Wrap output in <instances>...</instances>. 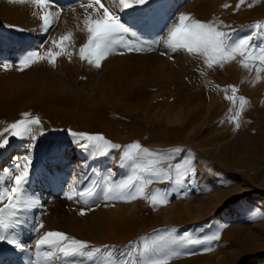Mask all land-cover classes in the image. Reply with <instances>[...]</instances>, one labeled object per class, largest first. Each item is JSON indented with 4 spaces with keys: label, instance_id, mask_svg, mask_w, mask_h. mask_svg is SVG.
Returning a JSON list of instances; mask_svg holds the SVG:
<instances>
[{
    "label": "rangeland",
    "instance_id": "rangeland-1",
    "mask_svg": "<svg viewBox=\"0 0 264 264\" xmlns=\"http://www.w3.org/2000/svg\"><path fill=\"white\" fill-rule=\"evenodd\" d=\"M102 2L117 11L121 21L137 33L135 37L126 36L125 42L136 43L137 47L143 41L157 42L131 52L118 46L112 57L140 58L145 65L150 63L147 65L152 70H161L165 75L170 72L163 80L166 91H159L155 84L141 93L135 87L122 90L115 102L110 101L100 95L101 74L95 82L86 78L87 94L95 97L93 104H84L80 85L88 69L78 64V50L87 41V31L83 24L85 9L79 0H55L53 5L43 6L32 0H0V142L9 138L6 147L0 149V186L11 187L3 171L10 168L17 174L13 170L17 158L23 163L22 158L30 155L32 166L27 188L35 202L34 207L20 214L23 223L13 230L17 240L29 246L31 259L25 256L24 248L22 252L14 244L0 241V264H72L73 258L65 260L58 253L49 256L47 247L36 251L33 245L48 231L64 232L93 247L113 245L118 250H124L129 242L159 234L164 238L160 241L161 255L172 249L193 253L174 257L168 264H264V65L258 59L248 60L250 68L245 69L237 56L233 61L208 68L201 58L183 51L173 52L166 46L167 34L178 23L180 14L214 22L220 30L233 32L234 39L255 32L254 41L260 44L264 42V0H244L243 4L240 0H147L145 5L123 11L118 0ZM48 12L55 23L44 31L42 16ZM34 16L37 21L25 28L23 19ZM93 18L98 17L93 14ZM69 32L71 40L64 42V53L56 58L54 66L45 59L20 70L19 61L31 52L39 50L44 56L49 49L59 52L60 48L52 41ZM24 34L31 37L22 39L17 46L6 45ZM257 68L261 70L257 72ZM232 86L237 89L235 103L225 98L233 95ZM239 97L247 101L243 110ZM141 104L149 105L148 111L156 113L154 121L130 112V106ZM238 111L240 127L236 129L237 121L230 117ZM24 113L30 115L24 117ZM35 117L41 121L40 125L32 126L35 140L4 131L18 120ZM73 133L101 134L120 145L139 142L144 148L171 156V164L190 160L194 174L180 185L160 181L148 185L145 189L148 194L157 188L168 193L169 202L155 208L142 198L130 202L104 201L101 193L104 182L100 181L97 192L101 195L89 199L87 205L102 210L101 218L95 220L97 225L105 223L101 232H73L67 225L47 230L44 223L48 218L55 219L60 214L55 206L57 195L51 188L63 174L71 184L69 195L74 197L64 199L67 215L87 207L76 196L79 191L86 185H98L96 179L86 177L90 168L100 178V165L108 163L111 176L106 181L113 183L133 175L132 167L120 163L121 150H111L106 156L90 155L75 142L79 137ZM176 148L184 151L174 153ZM78 153L80 158H76ZM168 166V160L158 165L164 169ZM124 170L130 174L123 176ZM38 182L42 186L36 188ZM6 203V199L0 202V208ZM37 224H43V228L34 231ZM185 233L201 243L188 244ZM213 235L219 239L211 240ZM181 244L184 246L180 247ZM209 246L212 250L205 252L204 248ZM86 260L75 258L76 264H94Z\"/></svg>",
    "mask_w": 264,
    "mask_h": 264
},
{
    "label": "snow or ice",
    "instance_id": "snow-or-ice-1",
    "mask_svg": "<svg viewBox=\"0 0 264 264\" xmlns=\"http://www.w3.org/2000/svg\"><path fill=\"white\" fill-rule=\"evenodd\" d=\"M32 2L43 5H53L55 0H32ZM81 7L85 9V19L83 24L87 31V41L78 50L79 58L86 61L90 65L99 69L101 62L114 51L117 47H123L128 51L143 50V45L151 47L156 44L153 41H143L141 47H137L136 43L125 42L126 36L135 37L136 32L127 27L120 18L117 11L107 7L102 0H79ZM119 5H122L120 11L124 9H135V5H145L147 0H118ZM244 0H240L243 4ZM240 4H237L239 9ZM228 7V5H225ZM88 9H92L91 12ZM62 10V9H60ZM96 14L98 18H93ZM51 12L45 13L42 16L44 31H48L54 27V20H50ZM59 17V10L56 13V19ZM226 27V26H225ZM255 27H261L257 25ZM256 33L253 32L242 38H233V32L220 30V27L214 22H202L192 18L188 14H180L178 23L174 24L169 30L166 38V46L173 52L183 51L190 56L199 57L203 63L212 68L214 65H222L223 63L233 61L240 57L239 63L245 69H249L248 60H259L261 65H264V42L260 44L253 43ZM72 33H68L59 37V40H53L52 43L60 48L59 52L48 50L47 55H41L39 50L29 53L19 61L24 67H29L34 63L48 60V63L55 65L56 58L64 53V42L70 41ZM165 55L166 53H161ZM70 56L71 53H68ZM4 68H8V64H4ZM261 69L257 68V72ZM237 89L232 86L233 95L227 96L226 99L235 103L237 97L235 95ZM240 101V109L243 110L247 103L244 97L238 98ZM28 117L30 114H22ZM240 112L230 119L237 121L235 128L240 127L239 121ZM39 117L32 119H21L9 125L5 132H10L11 136H19L21 138H30L35 140L32 135L34 125H40ZM79 139L75 142L79 144L82 150L87 151L90 155H108L111 150H121L120 163L122 166H130L133 168V175L120 183L106 181L101 188L102 199L123 200L130 202L138 198L145 199L153 208L168 203V193L159 188L146 193L145 189L148 185L155 181L169 182L172 184H183L185 180L190 179L194 174V169L191 168V161L177 162L171 164L172 159L166 153L156 152L142 147L139 142L120 145L107 140L101 134L89 133H73ZM84 141V142H81ZM9 143V138L5 137L0 142V149L6 147ZM183 149L176 148L174 153H180ZM21 163V158H17L13 165L14 174L8 171L11 187L0 186V202L7 200V203L0 208V241H6L9 244H14L16 247L23 250V245L16 238L15 227L22 224L20 214L35 206V202L28 195L27 186L30 183V170L32 166V158L30 155H25ZM168 160L169 166L167 169L160 168L158 165L161 161ZM187 165V166H186ZM175 173V176H173ZM96 184L86 185L76 196L83 199L87 204L89 199L101 195L97 192ZM68 199H74L72 195L67 196ZM98 204V201H94ZM90 210V209H89ZM80 215H85V209H81ZM43 228V224L33 226L34 231H39ZM188 244L201 243V241L191 238V234L185 233ZM164 238L157 234L150 238H143L141 241L129 242L124 250H118L113 245H103L99 247L90 246L87 241L69 237L66 233L60 231H48L44 233L37 241L36 248L42 246L47 247L50 251L49 256L54 253L61 254L65 260L72 259V264H76L75 258L80 257L94 262V264H168V261L181 254L191 255L193 253H181L176 249L160 254V241ZM211 240H218V235H213ZM184 245L181 244L180 247ZM211 247L204 248L205 252L211 251Z\"/></svg>",
    "mask_w": 264,
    "mask_h": 264
},
{
    "label": "bare ground",
    "instance_id": "bare-ground-1",
    "mask_svg": "<svg viewBox=\"0 0 264 264\" xmlns=\"http://www.w3.org/2000/svg\"><path fill=\"white\" fill-rule=\"evenodd\" d=\"M163 18V17H162ZM37 21V17L34 16V17H31L29 19H23V21L21 22L22 25L26 28L27 26L29 25H33L35 22ZM157 21V20H156ZM158 23V22H156ZM141 31V30H139ZM143 31V30H142ZM29 32V30H28ZM148 32V31H147ZM25 35V34H24ZM32 35V34H31ZM140 35V34H139ZM138 35V36H139ZM143 35H145L143 33ZM31 36H21L15 40H12L10 41L8 44H6L7 46H11V45H14V46H17L20 42H22L21 40L22 39H27V38H30ZM146 38V37H145ZM128 39V38H127ZM148 38H146L147 40ZM255 44H258V40H255L254 41ZM253 42V43H254ZM115 53V52H114ZM116 55H114L115 57ZM112 57V54L108 55L102 62H101V67L99 69L95 68L94 66L90 65L89 63H87L86 61H82L80 59V62L78 63L81 68L83 66H85V68L87 67V71H85V79L83 81V83L80 85L81 86V90L82 91V94H83V97H84V101L88 104H93V98L95 96H92L91 95H88L87 94V89H88V81L87 79H93V81L95 82V79L98 78L96 76H100L101 74H103V76L101 75L100 78L102 77V81L99 83L100 86L102 87V91H99L100 92V95L101 97H104L105 99H115L118 98V96L120 95V92L122 90H128V89H132V88H135V87H138V91L141 93V91H145L146 90V87H149V86H153V84H155L158 89H160L159 91H166V84H163V80L166 79V75H169V74H164L163 71H155V70H152L151 68H149V66L147 64H150V63H144V60L142 59H137V60H133V59H130V58H125V57H121V58H114ZM142 58V57H141ZM151 59V58H150ZM75 61V60H74ZM79 61V60H78ZM136 61V62H135ZM174 65V64H173ZM163 66V64L161 65V67ZM155 67V66H154ZM80 68V67H79ZM172 75V74H171ZM87 76V77H86ZM163 77V78H162ZM87 78V79H86ZM167 78H169L167 76ZM173 78V77H172ZM171 79V78H170ZM168 80V79H167ZM173 81V80H172ZM97 82V80H96ZM169 85V83H168ZM91 88V86H90ZM95 88V86H94ZM152 88V87H151ZM96 88H95V92H96ZM168 91V90H167ZM78 92V91H77ZM137 92V93H139ZM153 92V91H152ZM161 94V93H159ZM167 94V93H166ZM164 95V94H163ZM162 95V96H163ZM160 96V95H158ZM161 96V97H162ZM166 96H163V98H165ZM122 98V97H121ZM114 100V102H115ZM162 101L164 99H161ZM166 100V99H165ZM91 101V102H90ZM111 101V100H110ZM148 101V100H147ZM152 103L154 102V95L152 97V99L150 100ZM149 101V102H150ZM97 102V101H96ZM113 102V101H112ZM148 102V103H149ZM118 103V102H116ZM161 104V103H160ZM87 105V104H86ZM89 106V105H88ZM149 109V105L147 107H145V105L143 106L142 104L139 105V106H136V105H132L130 106V112L138 117L143 116V117H147L149 119H151V121H154V119L156 118V113L154 112H150V110L148 111ZM87 113V112H86ZM82 114V113H81ZM84 117V116H83ZM138 119V118H137ZM160 120V119H159ZM140 121V120H139ZM85 123V122H84ZM122 127V126H121ZM137 130V129H136ZM113 131V129H112ZM115 131H116V128H115ZM114 133V132H113ZM119 134V133H118ZM121 134V133H120ZM114 135V134H113ZM118 136V135H116ZM113 137V136H112ZM121 137V136H120ZM119 137V138H120ZM20 153L18 154H15V156L18 157ZM95 157V156H94ZM76 158H80V153H78V155H76ZM89 159V158H88ZM87 159V161H88ZM96 160V159H95ZM86 161V162H87ZM80 162V161H79ZM81 162H83V160H81ZM89 162V161H88ZM87 162V163H88ZM91 162V161H90ZM86 163V165H87ZM108 164V163H107ZM107 164H102L100 165V178H98V176L96 175L97 173L95 172V170H93L92 168H90L88 171L90 172L89 174L90 175H87L86 177H90V180H95L97 181V184L102 181V182H106L108 176L110 175L109 174V168L107 166ZM118 164V163H117ZM84 165V164H83ZM83 165L81 167H83ZM91 165V164H90ZM89 166V165H87ZM8 167V166H7ZM80 167V168H81ZM92 167V166H90ZM94 167V166H93ZM96 167V166H95ZM94 167V168H95ZM88 168V167H87ZM86 168V169H87ZM98 169V168H97ZM5 170H11L10 168L9 169H5ZM3 171L4 172V176L5 177H9L8 176V172L7 171ZM14 170V169H13ZM84 171V170H83ZM79 172V171H77ZM16 173V172H15ZM112 173V172H111ZM18 174V173H17ZM130 174V171L129 170H124L123 172V176H126V175H129ZM83 176V175H82ZM111 176V175H110ZM66 176L63 174L61 177L58 178L57 180V183L55 184V186H53L51 188L52 192L54 194H56V198L58 199V203L56 206V209L59 211L60 210V214H57V218L55 219H51L50 217L48 218V221H46V223H44V226L45 228L48 230V229H51L53 228V226L57 227V226H62V225H67L69 230H72L73 232H81V231H85L87 230V232L89 233V231H95V232H101L102 231V228L105 227V223L103 225H97L95 220L101 218V216L103 215V212L102 210L99 208V206H91L90 205H87V207L83 208L85 209V215H80V211L79 212H75L73 214H68L70 215L68 218V220H65V217L68 216L67 213H68V209L66 208L67 205L65 204V201L64 199L67 198V196H69L70 192H71V184L69 183V181L67 182L66 181ZM109 180V179H108ZM56 181V180H55ZM101 182V183H102ZM50 185V184H49ZM39 186H42L40 184V182L36 183V188H39ZM63 187V189H60L59 187ZM99 186L101 185H97V191L99 189ZM51 187V186H50ZM37 192V191H36ZM100 193V192H99ZM56 200V199H55ZM40 201H43V200H40ZM93 202V201H92ZM84 203V202H82ZM84 205V204H83ZM82 205V206H83ZM96 205V204H95ZM117 205V204H116ZM90 209V210H89ZM100 222V221H99ZM97 221V223H99ZM103 222V221H102ZM101 223V222H100ZM45 230V231H47ZM44 233V232H43ZM40 236V235H39ZM41 237V236H40ZM39 239V238H38ZM20 244L23 245V248L25 250V256L28 257V254L32 251H30L29 249V246L23 244L21 241H18ZM35 243V242H34ZM36 245V243H35ZM33 245L37 250L36 246ZM44 248V246H42ZM41 247V248H42ZM19 248V247H17ZM21 249V248H20ZM19 249V250H20ZM34 249V248H33ZM34 249V250H35ZM40 249V248H39ZM43 250V249H41ZM22 251V250H20ZM29 251V253H28ZM23 252V251H22ZM40 252V251H39ZM19 253V252H18ZM23 254V253H22ZM34 254V253H33ZM37 255V254H35ZM23 257V256H22ZM31 255L28 257L30 258ZM33 257V256H32ZM13 258V257H12ZM25 258V257H24ZM31 259V258H30ZM33 259V258H32ZM26 261V259H25ZM31 261V260H29ZM36 261V260H35ZM87 262H89L88 260H86ZM15 262V261H14ZM34 262V261H32ZM37 262V261H36ZM31 264V262H29ZM40 263V261H39ZM8 264V263H7ZM13 264H16V263H13ZM18 264V263H17ZM22 264V263H21ZM25 264V263H24ZM33 264V263H32ZM35 264V262H34Z\"/></svg>",
    "mask_w": 264,
    "mask_h": 264
}]
</instances>
